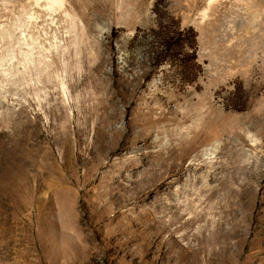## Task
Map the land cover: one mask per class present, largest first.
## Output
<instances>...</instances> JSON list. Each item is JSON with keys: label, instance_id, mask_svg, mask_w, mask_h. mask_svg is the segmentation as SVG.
Instances as JSON below:
<instances>
[{"label": "rangeland", "instance_id": "1", "mask_svg": "<svg viewBox=\"0 0 264 264\" xmlns=\"http://www.w3.org/2000/svg\"><path fill=\"white\" fill-rule=\"evenodd\" d=\"M240 1L0 0V264H264V0L251 26Z\"/></svg>", "mask_w": 264, "mask_h": 264}, {"label": "bare ground", "instance_id": "2", "mask_svg": "<svg viewBox=\"0 0 264 264\" xmlns=\"http://www.w3.org/2000/svg\"><path fill=\"white\" fill-rule=\"evenodd\" d=\"M34 1V4L35 5H38L40 1H43V4H44V7L46 10L48 11H53L55 9V14L58 13L57 15L59 14H62L64 15L65 17H67L68 19L70 18V11H71V7H67L66 6V3L68 2L69 5L72 4L73 7H75L76 5L75 4V1H78V0H73V2H71V0H33ZM87 1V0H86ZM112 0H89V3L87 5V7H85V10L84 11V14H93L94 16L93 17H100V16H103L105 14H107V12L110 10V2ZM243 2H245V5L243 6L244 9L242 11V16L244 17V23L246 25H253L255 24L259 18L262 16V10L259 8V5L257 4V0H241ZM240 1V2H241ZM217 2V0H208V3H207V8L202 10L201 13H200V18L201 20H204L206 18V15L207 14V11L208 9L210 8L211 9V6L213 4H215ZM249 3V4H248ZM247 4V5H246ZM258 5V6H257ZM72 7V8H73ZM74 10V9H73ZM109 13V12H108ZM34 13H32L30 15V18L31 20L34 17ZM40 16V15H39ZM92 16V15H91ZM83 17V16H82ZM87 17V16H86ZM186 17V16H185ZM80 18V17H79ZM92 18V17H91ZM88 19V18H87ZM66 20V19H65ZM74 20V18H73ZM72 20V21H73ZM81 20V19H80ZM91 20V19H90ZM75 22V21H74ZM84 22V21H83ZM86 22V21H85ZM90 23V22H89ZM73 25V24H72ZM74 26V25H73ZM25 54V53H24ZM26 56V55H25ZM32 57V56H31ZM27 58V57H26ZM25 58V59H26ZM9 60V59H8ZM11 60V59H10ZM28 61V60H26ZM30 61H31V58H30ZM35 61V60H34ZM33 63V62H32ZM42 63V62H41ZM61 97H62V100H67V94H66V91H65V87L63 84H61ZM18 157V156H17ZM13 158V157H11ZM10 158V159H11ZM215 216L211 215L210 216V226L214 229V228H218L221 224V219L219 220H216L214 218ZM215 221H217L216 223V227H213ZM205 226H203L202 228H200L197 233L201 234L204 230ZM203 238V236H202Z\"/></svg>", "mask_w": 264, "mask_h": 264}]
</instances>
